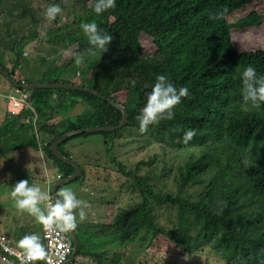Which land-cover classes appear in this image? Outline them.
I'll return each instance as SVG.
<instances>
[{
	"label": "trees",
	"instance_id": "obj_1",
	"mask_svg": "<svg viewBox=\"0 0 264 264\" xmlns=\"http://www.w3.org/2000/svg\"><path fill=\"white\" fill-rule=\"evenodd\" d=\"M93 3L73 0L71 13L47 21L35 0H0V66L13 81L21 86L71 84L98 91L126 109L124 128L72 138L58 148L64 158L74 162L63 150L70 142L102 136L108 160L113 142L132 129L148 134L170 160L157 178L140 174L153 160L128 171L112 158L128 180L117 179L113 186L105 162L81 169L75 183L101 173L102 180L93 181L99 190L112 192L113 199L104 204L106 214L91 223L92 232L78 222L75 234L82 230L85 237L81 243L77 234V256L95 264H153L162 256L175 264L209 251L224 264H264V106L241 109L239 79L247 65L264 74V0H116L114 8L99 16L92 11ZM222 8L227 9L223 18H209ZM93 20L112 36L100 56L88 52L80 27ZM39 45L50 47L52 54L37 53ZM158 74L187 87L189 96L175 107L172 120L141 132L137 116ZM28 94L21 114L3 115L0 124V214L5 216L0 230L7 223L20 232L9 234L14 245L25 234L40 237L39 228L28 224L34 218L14 202L4 204L5 188L11 192L23 179L46 184L47 171L67 180L74 170L55 159L50 147L69 132L116 127L123 119L115 106L86 92L44 89ZM188 129L196 134L185 144L182 137ZM21 152L28 165L14 173L17 165L12 168L11 156ZM173 174L171 188L163 182ZM156 208L173 212V223L163 224ZM92 242L99 253L85 251Z\"/></svg>",
	"mask_w": 264,
	"mask_h": 264
},
{
	"label": "clouds",
	"instance_id": "obj_2",
	"mask_svg": "<svg viewBox=\"0 0 264 264\" xmlns=\"http://www.w3.org/2000/svg\"><path fill=\"white\" fill-rule=\"evenodd\" d=\"M116 0H94L92 11L99 16L105 11L115 7ZM62 9L57 3H51L43 15L48 21H53L61 13ZM227 12L226 8L219 9L210 14V19L219 20ZM84 35L87 37L90 48L88 52L92 55L103 53L107 50L112 36L102 31L93 20L80 25ZM75 63H82V57L76 56ZM241 82L240 107L244 112L260 109L264 106V74H258L252 65H247L240 72ZM189 96L187 87L175 86L164 74H158L150 91L146 93V100L137 116L139 130L145 132L150 125L161 120H172L174 109L182 98ZM194 129L184 131L182 141L187 144L195 136ZM15 207L22 213L33 217L45 230L49 232L59 231L67 233L77 228L78 221L86 219L85 209L87 202L77 198L71 188H62L53 196L37 185L29 184L27 179L16 182L10 192ZM21 258L24 264L44 260L47 256L41 239L36 234H25L17 241Z\"/></svg>",
	"mask_w": 264,
	"mask_h": 264
},
{
	"label": "rangeland",
	"instance_id": "obj_3",
	"mask_svg": "<svg viewBox=\"0 0 264 264\" xmlns=\"http://www.w3.org/2000/svg\"><path fill=\"white\" fill-rule=\"evenodd\" d=\"M36 3V10L37 11H42L44 10L51 4V3H57L61 7L62 11L59 15V17L67 12L71 13L72 7H75L73 5V0H35ZM48 21V20H47ZM51 23V22H50ZM41 37H43L41 35ZM61 45H57V47H60ZM37 53H42L44 56H49L52 54V50L50 47H46V45H39L36 49ZM28 52L24 54L26 56ZM8 59H4V63H6V66L9 67ZM12 64V63H11ZM40 74V73H39ZM37 79H39L38 76H36ZM0 80L3 82V87L0 89V115H7L9 114L6 108V101L8 96H14L16 98H20L23 93H27V100H28V92L22 91L21 89L15 88L8 80ZM5 103V109H3L2 104ZM104 143V138L102 136H93L89 139H76L72 142H70L66 147L63 148L65 149L66 152L70 154V157L73 158L74 164L78 165L80 169L87 170V166H93L95 163H98L102 165L104 162L106 163L105 169L109 170V172L112 173L111 179L109 181H112V186L117 183V179L119 183H128V180L125 179L123 176H121L118 173V169L116 166L111 162V159L114 158L121 164H123L128 171L134 170V168L141 162H150L154 161V164L150 167H145L143 170L140 172L141 175H145L147 173H152L154 176L157 178L160 177L157 172L158 170H162L164 167V162L170 161L167 158H164L162 152L160 149L157 148V145L153 143V140L150 139L148 134L146 133H138L135 130L132 129H127L125 130L121 136L116 139L113 142V147H112V157L111 155H108L109 158L107 160V157L104 155V149H103V144ZM19 155H23V152L21 153H14L11 156V160L13 161L12 163V168H14L15 165L17 167L14 169L16 170L17 168H24L26 165H28L27 161H24V157ZM40 155V154H39ZM174 159L176 160V157L174 156ZM180 160L178 159V163ZM32 164V163H31ZM170 165V164H169ZM53 173L47 171V173L44 174V177L52 176ZM173 175H165L164 176V182L168 187L170 186L173 188ZM47 177V178H48ZM22 178V177H21ZM51 178V177H50ZM94 178H99L102 180V174L101 173H92L90 177L88 178V182H80V183H75L72 182L68 186H64L58 189L57 193L60 191L62 188H71L77 198L82 199L84 201H87L89 199V204L91 205L89 208V213L88 216H86V219L84 221H78L84 225L89 226L90 230L89 232L93 231L92 224L99 219H101L102 215H105L104 211V204L112 200L113 195L112 192L108 191H101L98 189L97 185L94 183ZM52 180V179H51ZM11 182H9L10 186ZM50 189L53 186V182L50 181ZM5 188V187H4ZM6 190V188H5ZM45 191V189H42ZM50 191V190H48ZM10 193V192H9ZM116 196V195H115ZM11 198V197H10ZM7 205H10L9 201H6ZM85 211H87L85 209ZM156 212L162 216V223L163 224H172V218H173V212L171 214L170 211H160L156 208ZM92 213V215H91ZM93 213L95 217L93 218ZM0 219H5V216L3 214H0ZM28 224H33L31 220L29 221ZM2 225H0L1 228ZM78 232V231H76ZM79 231L78 238L80 242L82 243L84 241L85 235ZM1 233V230H0ZM19 231L16 232H11V235H17L19 234ZM77 234L76 237H77ZM77 238V239H78ZM98 241H102L101 237L98 238ZM85 251H90L91 253H99L101 250L94 242L91 243V246L87 248ZM193 260H185L181 263L176 262L175 264H224V262L210 253L209 251H204L200 252L199 254H196ZM219 261V262H218ZM89 262H92L95 264L93 259H86L82 256H77L76 257V264H88ZM153 264H174L173 259L167 258V257H159L156 258L153 262Z\"/></svg>",
	"mask_w": 264,
	"mask_h": 264
},
{
	"label": "water",
	"instance_id": "obj_4",
	"mask_svg": "<svg viewBox=\"0 0 264 264\" xmlns=\"http://www.w3.org/2000/svg\"><path fill=\"white\" fill-rule=\"evenodd\" d=\"M0 75L5 77L15 88L21 89L22 91L25 92H31L35 90H44V89H65V90H73V91H79V92H86L91 95H94L103 101H107L109 104H112L115 106L116 109H118L120 112H122L123 119L122 122L119 126L116 127H98V128H90V129H85V130H77V131H72L67 134H64L63 137H61L58 141H56L51 147H50V153L52 156L60 161L61 163L65 164L66 166L72 168L74 170V174L69 177L67 180L60 181L59 183L55 184L52 186L50 193L55 196L56 190L58 188L68 186L70 183L77 181L80 179L83 175L82 170L78 165H75L71 160H68L64 158L59 152L58 148L60 145L65 143L66 141L75 138V137H80L84 136V134H91V133H96V132H116L124 128L127 123H128V115L126 112V109L119 105L116 104L115 102L111 100H107L104 96H102L101 93L95 90L87 89V88H81L78 86H73L71 84H47V83H40V84H31V85H26V86H21L17 84L15 81H13L10 77L9 74L4 71V69L0 66ZM68 236L71 237L72 243H73V254L71 255L70 259L67 260L65 264H72L78 255L79 252V242L78 239L75 235V231H70L67 232Z\"/></svg>",
	"mask_w": 264,
	"mask_h": 264
},
{
	"label": "built area",
	"instance_id": "obj_5",
	"mask_svg": "<svg viewBox=\"0 0 264 264\" xmlns=\"http://www.w3.org/2000/svg\"><path fill=\"white\" fill-rule=\"evenodd\" d=\"M26 104L27 93H23L20 98L8 96L6 99L7 111L13 116L21 114ZM42 241L47 256L44 260L33 262V264H65L73 254V243L67 233L49 232L43 228ZM0 262L2 264H24L20 249L5 235L0 236Z\"/></svg>",
	"mask_w": 264,
	"mask_h": 264
},
{
	"label": "crops",
	"instance_id": "obj_6",
	"mask_svg": "<svg viewBox=\"0 0 264 264\" xmlns=\"http://www.w3.org/2000/svg\"><path fill=\"white\" fill-rule=\"evenodd\" d=\"M3 83H1L0 82V89L3 87ZM0 100H1V96H0ZM5 101H6V99H5ZM5 103H3L2 104V107H3V109H5ZM1 122H2V115H0V124H1ZM52 172V171H51ZM14 173H15V170H14ZM53 173V175L52 176H50V177H48V176H46V184H39L38 186L39 187H41V189H45V191H48V190H50L51 191V189H50V187H51V185H50V181H52L53 182V185H55V184H57V183H59L60 181L59 180H57L58 179V176H56L55 175V173L54 172H52ZM48 177V178H47ZM52 179V180H51ZM5 192H7L8 193V197H3V199L5 200V202L6 201H9L10 202V205L12 206V203L14 202V200L12 199V198H10L11 196H10V193H9V188H6V191ZM87 205L89 204V199H87ZM90 206L91 205H88V207L86 208V210H87V212H89V208H90ZM11 208V207H10ZM12 209V208H11ZM13 210V209H12ZM13 211H15V210H13ZM91 215H92V213H91ZM31 217V216H30ZM95 217V215H94V213H93V218ZM8 221V220H7ZM5 224V229H2V231H1V233L3 234V235H5V236H7L10 240H11V238L9 237V234H10V232L11 231H13V232H16V231H14V230H16L15 228H13V226L12 225H9V224H7V223H4ZM33 224L36 226V225H38V228H39V231H38V234L40 235V237H42V232H43V227L39 224V223H37L36 222V220L34 219L33 220ZM12 229H14V230H12ZM17 246V245H16ZM0 264H2L1 262H0Z\"/></svg>",
	"mask_w": 264,
	"mask_h": 264
}]
</instances>
